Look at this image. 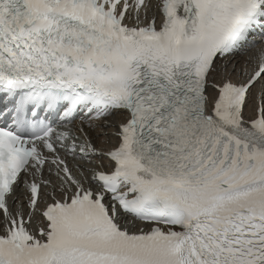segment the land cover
I'll return each instance as SVG.
<instances>
[{
    "label": "snow or ice",
    "instance_id": "6c2138e0",
    "mask_svg": "<svg viewBox=\"0 0 264 264\" xmlns=\"http://www.w3.org/2000/svg\"><path fill=\"white\" fill-rule=\"evenodd\" d=\"M0 104V264H264V0H0Z\"/></svg>",
    "mask_w": 264,
    "mask_h": 264
},
{
    "label": "bare ground",
    "instance_id": "6f19581e",
    "mask_svg": "<svg viewBox=\"0 0 264 264\" xmlns=\"http://www.w3.org/2000/svg\"><path fill=\"white\" fill-rule=\"evenodd\" d=\"M74 163V161H72V159L70 158V164H73Z\"/></svg>",
    "mask_w": 264,
    "mask_h": 264
}]
</instances>
